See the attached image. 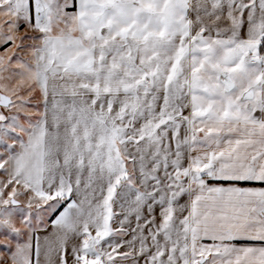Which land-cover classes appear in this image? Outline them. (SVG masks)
Instances as JSON below:
<instances>
[{
  "label": "snow or ice",
  "instance_id": "1",
  "mask_svg": "<svg viewBox=\"0 0 264 264\" xmlns=\"http://www.w3.org/2000/svg\"><path fill=\"white\" fill-rule=\"evenodd\" d=\"M0 264H264V0H0Z\"/></svg>",
  "mask_w": 264,
  "mask_h": 264
}]
</instances>
